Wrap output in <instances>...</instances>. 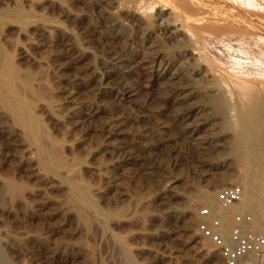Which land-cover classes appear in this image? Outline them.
Masks as SVG:
<instances>
[{"label": "rangeland", "instance_id": "obj_1", "mask_svg": "<svg viewBox=\"0 0 264 264\" xmlns=\"http://www.w3.org/2000/svg\"><path fill=\"white\" fill-rule=\"evenodd\" d=\"M10 1L0 0V264H127L128 256H131L135 264H223L220 253L212 241L202 237L198 231V223L203 220L199 210L202 207H208L209 203L203 197L212 194L214 201L211 205L215 210L218 208L216 212L213 211L214 216L226 217L225 213H227V218L233 223L234 216L240 213L237 205L231 209L220 206L217 192L231 184H240L244 187L246 175L250 170L255 169V166L251 165L249 148L251 134L248 133V123L250 119L263 117L264 109L260 108H263L264 101H262L263 104L261 100L255 101L253 105L261 103L258 106L254 105L255 107L251 103V105L246 103L247 107L251 106L250 113L247 107L243 108L246 105L242 103L244 105L242 106L236 97L224 96L221 91L214 90L210 85L214 83L200 62L190 52L189 56L184 43L169 31L165 16L161 18L154 14H151L153 16L147 14L148 16H145L147 19L143 18L145 21H138L134 20L135 17L120 13L124 26L123 31L121 29V42L116 43L110 40L107 42L105 39L106 28L102 13L103 5L100 0ZM195 1L199 2L206 11L233 23V26L239 29L241 36L244 34L245 37L247 34L246 40L249 39L251 43L256 41L259 43L260 36H264V31L259 27L261 22L235 0ZM42 21L69 28L83 45L106 56H108L106 53L108 46L113 45L114 50L122 52L123 45L129 41L131 46L138 49L132 53L135 62H132L133 67L130 72L116 69L115 73L118 76L114 74L115 80L129 78L135 79L134 82L137 83L151 81V68L141 61L142 54L147 50L145 46H148L149 41H154V44L160 43L157 45L164 48L165 61L171 64V67H177L174 70H180L183 78L196 85V89L183 93L192 95L189 94L185 101H177L183 95H173L170 90L164 89L162 84L155 83L150 91L148 89L147 92H141L146 95L139 94L141 99L137 96L136 101L131 104L119 106L120 103L118 104L115 98L108 96L109 99H105L107 111L92 115L90 104L96 96L92 87L88 88L84 81L90 74L86 65L90 58L86 57L79 63L75 61L74 56H71L74 53L66 41L67 38L62 36L60 30H55L56 33L53 31L51 34H43L36 28L35 23ZM240 27L246 30H240ZM144 28L150 31L149 38L144 35ZM251 30L255 34L254 37L251 33L254 40L249 35ZM28 35L39 36L38 38L42 41L47 40V44L44 41V45L37 46L31 43ZM47 37L49 38L45 39ZM49 53H53L49 65L40 64L39 61L49 56L47 55ZM192 57H195V61ZM1 92L15 97L21 108L25 109V115L31 119L30 123L34 130L28 128L26 123L20 121L10 110ZM69 93L75 95H73L72 103H66L65 105L68 104L69 107H62L58 113L64 116L67 108L78 106L75 119L81 115L78 120L83 124L79 125L80 130L74 129L75 132L67 130L66 118H53L51 112L52 104L65 100ZM225 97L228 98L224 99ZM212 98L217 99L216 104ZM231 98L237 101L233 102ZM229 101L231 104L240 102V106L238 103L235 107L233 104L230 106ZM197 104L202 106L201 120L197 122L194 116L188 118L182 115L186 111L193 110ZM227 105L234 110L237 107V110L232 112ZM45 106L50 112L45 109ZM239 109L246 110L249 115L246 112H240ZM223 111L228 112L233 119L234 129H227V133L213 140L214 142L203 143L201 138L208 137L214 129L219 130L226 125ZM115 113L121 115L123 119L120 123L112 125L118 127V124L124 133L108 138L104 134L103 127L111 121ZM216 118L217 120H214ZM191 126L196 127L198 131L195 135L196 139L189 131ZM204 129L207 132L209 130L208 135ZM256 129L264 132V124L260 123ZM70 134L73 135L72 140ZM100 139L105 140L107 144L105 147L98 146ZM237 142L240 147L242 146L239 149L235 148ZM261 144H264V140ZM114 155L120 157L118 164L112 161ZM129 156L133 157L129 158ZM262 156L264 157V151ZM99 161L110 162L107 163L108 168L95 170L90 167L92 162ZM65 169L70 170L75 178L72 176L69 179L60 174ZM173 176L180 178L179 184L176 183L178 194H168L159 199L155 195L157 190L161 185L171 181ZM255 178L257 181V176ZM73 185L89 189L92 205L74 199ZM100 185L105 191L100 192L101 194L94 193L92 189L101 187ZM166 201L174 202L179 206L178 213L174 215L165 212L163 205ZM244 211L250 212L247 209ZM254 217L260 227H264V220ZM187 219L196 222L191 231L187 230Z\"/></svg>", "mask_w": 264, "mask_h": 264}, {"label": "bare ground", "instance_id": "obj_2", "mask_svg": "<svg viewBox=\"0 0 264 264\" xmlns=\"http://www.w3.org/2000/svg\"><path fill=\"white\" fill-rule=\"evenodd\" d=\"M3 1V0H2ZM10 1V0H9ZM18 1V0H17ZM207 1V0H206ZM229 1V0H228ZM236 3H238L242 8L244 7V9H246L249 13H252L256 16V18L261 22V25L259 26L263 31H264V0H235ZM11 2V1H10ZM19 2V1H18ZM3 3V2H2ZM100 3L103 5V16H104V27L106 28V40L107 42L110 41H116V43L118 41L121 40L122 38V33H121V29L124 26L123 21L121 20L120 17V13L123 14H127L130 17H135L134 20H143V18L147 19V17H145L147 14H150V16H153L151 14H154L158 17L161 16H165L166 20H168V26H169V31H171L175 36H177L182 43H184V45L186 46V50L190 56V53L192 55H194L196 57V59L200 62V64L202 65V67L204 68L206 74L209 76L210 80L214 83V84H210L212 85V88L214 90H218L221 91L224 96L225 95H231L236 97L241 104H245L246 106H244L242 104V106H244L243 108L245 109V107H247V104H252L257 101V100H261L264 101V36H260L261 37V41L258 43V41H256L255 43H251L250 41L246 40L247 39V34L245 35V37L239 33V29L233 26V23H231L230 21H228L225 18L222 17H218L216 14H212L208 11H206L200 4L199 2L195 1V0H100ZM4 4V3H3ZM219 4V3H218ZM237 4V5H238ZM20 6V4H18ZM212 5V4H210ZM238 5V6H239ZM17 6V7H19ZM221 6V4H220ZM229 6V5H228ZM231 6V5H230ZM12 7V5H11ZM101 7V6H100ZM226 7V6H225ZM234 7V6H233ZM10 8V7H8ZM7 8V9H8ZM235 8V7H234ZM237 8V7H236ZM5 9V8H4ZM217 9V8H216ZM225 9V8H224ZM230 10V9H229ZM233 10V9H232ZM11 11V10H10ZM14 11V10H13ZM213 11V10H212ZM226 11V10H225ZM246 11V12H247ZM216 12V11H214ZM240 12V11H239ZM12 13V12H11ZM217 13V12H216ZM3 14V12H2ZM6 14V13H5ZM8 14V13H7ZM6 14V15H7ZM225 14V13H224ZM229 14V13H228ZM235 14V13H233ZM241 14V13H240ZM10 15V14H9ZM122 16V15H121ZM148 16V15H147ZM239 16V15H238ZM237 16V17H238ZM250 16V15H249ZM248 16V17H249ZM155 17V16H154ZM247 17V18H248ZM149 18V17H148ZM162 18V17H161ZM235 19V18H234ZM246 19V18H245ZM253 20V19H252ZM137 21V22H138ZM145 21V20H143ZM142 21V22H143ZM234 21V20H233ZM244 21V20H243ZM141 22V21H140ZM141 22V23H142ZM6 23V22H5ZM9 23V22H7ZM239 23V22H238ZM246 23V22H245ZM250 24V23H248ZM10 25V24H8ZM36 28H38V30L42 31L43 34H51L53 31L55 32V30H60V32L63 34L62 36L66 37L68 41V45L70 47V49H72L74 55V60L77 61L78 63L85 60V58L87 57L88 59L90 58V61H88L87 65V69L88 71H90L89 76L87 77V75H85L87 78L84 79L85 83L87 86H89L88 88L93 89V91L95 92V100L93 102H91L90 106H91V114L92 115H97L102 113L103 111L106 110L107 105L105 104V99L108 96H112L113 98H115V101L118 102L119 106L121 104H131L132 102L136 101V97L140 94H142L141 92H147L148 89L150 91V88L153 86V84L155 83H160L163 85L164 89H168L170 90L173 95H183L181 97H179V99H177V101H181L186 99V97H189V94H183L186 91H191V90H195L196 89V85L192 84L191 82L185 80L183 78V74L181 72H179L178 70H174L175 67H171V64L167 63L165 61V50L163 47H160L157 44L160 43H153L152 41H149L148 46H145V48L147 49L146 51L143 52V56H142V62L143 64H147L150 68H151V72H152V80L147 82V83H137L134 82V80H130L129 78H125V79H121V80H115L113 78L114 74H116V69L120 68L123 69V71L126 72H130L131 68L133 67L132 62L134 60V52H136V48H134V46H131L130 43H128L129 41H127L126 45H123V48L121 49L122 52H118L116 50L113 49V45L112 46H108L107 47V51L106 53L108 54V56L103 55V54H99L94 52L91 47L85 46L83 45L75 36V34L72 32V30H70L69 28H64L61 27L60 25H53L50 24L46 21H42V22H37L35 23ZM140 26V25H139ZM251 26V25H250ZM256 26V25H255ZM138 27V25L136 26ZM239 27V26H237ZM240 30H246L245 28L240 27ZM252 28V27H251ZM139 29V28H138ZM164 29V28H163ZM167 29V28H166ZM235 29H238L237 31ZM259 29V28H258ZM257 29V30H258ZM23 30V29H22ZM25 30V29H24ZM141 30V29H140ZM144 30V35L148 36V38L150 37L151 33L150 31L146 30L145 28ZM150 30V29H149ZM165 30V29H164ZM260 30V29H259ZM39 31V32H40ZM123 31V29H122ZM168 31V30H167ZM37 32V31H36ZM105 32V31H104ZM165 32V31H163ZM262 32V31H261ZM22 33V32H20ZM56 33V32H55ZM125 33V32H124ZM169 33V32H168ZM167 33V34H168ZM241 33H243L241 31ZM250 36L251 33L252 35L254 34V32H252V30L249 32ZM263 33V32H262ZM27 34V33H26ZM25 34V35H26ZM39 34V33H38ZM54 34V33H53ZM134 34V33H133ZM37 35V34H36ZM104 35V36H105ZM127 35V34H126ZM130 34H128L129 36ZM30 35H28L29 38ZM35 36V35H34ZM33 35L30 36V41L31 43L40 46V45H44L45 42L47 44V40L42 41L41 39H39L37 36L34 37ZM42 36V35H41ZM168 36V35H167ZM43 37V36H42ZM46 37V36H45ZM171 37V36H170ZM174 37V36H173ZM255 37V34H254ZM253 37V38H254ZM49 37L45 38L48 39ZM131 38V37H130ZM134 38V37H132ZM250 38V37H248ZM251 36V39H253ZM127 39V37L125 38ZM170 39V38H169ZM175 39V38H174ZM255 39V38H254ZM253 39V40H254ZM154 40V38H153ZM257 40V39H256ZM176 41V40H174ZM252 41V40H251ZM64 42V40H63ZM121 42V41H120ZM119 42V43H120ZM126 42V41H125ZM131 42V41H130ZM50 44V42H48ZM54 43V42H53ZM115 43V42H114ZM118 43V44H119ZM148 43V42H147ZM48 44V45H49ZM66 44V43H65ZM122 44V43H121ZM119 44V45H121ZM134 44V42H133ZM47 45V46H48ZM67 45V46H68ZM147 45V44H146ZM183 45V46H184ZM51 46V45H50ZM41 47V46H40ZM61 47V46H60ZM68 47V48H69ZM138 48V47H137ZM67 49V48H66ZM118 49V48H117ZM144 49V48H143ZM185 49V48H183ZM182 49V50H183ZM145 50V49H144ZM169 50V48H168ZM51 51V50H49ZM67 51V50H66ZM181 51V50H180ZM184 52V51H183ZM182 52V53H183ZM190 52V53H189ZM48 53V52H47ZM54 53V52H53ZM53 53H49L45 58L49 59V60H44L43 58L39 61L40 64H48L49 65V61L50 58L53 57ZM71 53V52H69ZM139 53V52H138ZM130 54V56L128 55ZM167 55V54H166ZM171 55V54H170ZM187 55V54H186ZM69 56V55H68ZM194 57V58H195ZM67 58V57H66ZM69 58V57H68ZM72 58V57H71ZM171 58V57H170ZM183 58V57H182ZM191 58V57H190ZM193 59V61H195V59ZM65 59V58H64ZM186 59V58H185ZM168 60V59H167ZM190 60V59H189ZM196 60V61H197ZM68 61V60H67ZM66 61V63H67ZM72 61V59H71ZM182 61V60H181ZM73 62V61H72ZM133 62V63H134ZM175 62V61H174ZM4 63V62H3ZM86 63V62H84ZM5 64V63H4ZM3 64V65H4ZM74 65V63H72ZM81 64V63H80ZM142 64V65H143ZM71 65V64H70ZM62 66V64H61ZM69 66V65H68ZM135 66V65H134ZM45 67V66H42ZM59 67V66H57ZM79 67H77L78 69ZM136 68V67H135ZM146 68V67H145ZM177 68V67H176ZM175 68V69H176ZM62 69V68H60ZM71 69V68H70ZM85 69V68H84ZM86 69V70H87ZM180 69V68H178ZM143 70V69H142ZM147 70V69H146ZM198 70V69H197ZM145 71V70H144ZM58 72V71H57ZM119 72V71H118ZM134 72V71H133ZM148 72V71H147ZM150 72V73H151ZM203 72V71H202ZM7 73V72H6ZM59 73V72H58ZM132 73V72H131ZM149 73V75H150ZM200 73V71L198 72ZM4 74V73H3ZM2 74V75H3ZM17 74V73H15ZM57 74V73H56ZM60 74V73H59ZM79 75V73H77ZM84 74V73H83ZM133 74V73H132ZM11 75V74H10ZM9 75V76H10ZM20 75V74H19ZM148 75V74H147ZM146 75V76H147ZM202 75V74H200ZM73 76V75H72ZM82 76V75H81ZM116 77L118 76V74L115 75ZM121 77V75H120ZM135 77V76H134ZM123 78V77H122ZM133 78V77H132ZM136 78V77H135ZM147 78V77H146ZM72 79V78H71ZM120 79V78H119ZM8 80V79H7ZM58 80V79H57ZM83 80V79H82ZM10 81V80H9ZM15 81V80H14ZM74 81V80H73ZM77 81V80H76ZM80 81V80H79ZM140 81V80H139ZM138 81V82H139ZM206 80H204L205 82ZM142 82V81H141ZM8 83V82H6ZM12 83V82H11ZM10 83V84H11ZM16 83V82H15ZM14 83V84H15ZM209 83V82H207ZM211 83V82H210ZM9 84V87H10ZM18 84V83H17ZM16 84V85H17ZM159 84V85H160ZM197 84V83H196ZM15 86V85H14ZM20 86V85H19ZM85 86V85H84ZM156 86V85H154ZM16 87V86H15ZM67 87V86H66ZM209 87V86H208ZM18 88V86H17ZM20 88V87H19ZM22 88V87H21ZM13 89V88H12ZM152 89V88H151ZM207 89V88H205ZM209 89V88H208ZM207 89V90H208ZM21 90V89H20ZM16 91V90H15ZM71 91V90H70ZM204 91V90H203ZM202 91V95L203 92ZM206 91V90H205ZM213 91V90H211ZM192 92V91H191ZM197 92V91H196ZM21 93V91H20ZM207 93V92H206ZM14 94V93H13ZM18 94V93H17ZM70 95L68 97H66L65 100H61L59 102H56V104H52L51 106V112L53 114V118L56 119H64L66 118L64 121L67 122V130L69 132H71V130H74L76 128L79 127V125L82 123L80 120H78V118L81 116H79L77 119L76 118V114L78 112V106H74L71 108H67L68 110L65 111L66 113L64 114V116L60 115L58 113V110L61 109L64 106H68L65 105L66 103H72L73 100V93H69ZM145 94V93H144ZM142 94V95H144ZM193 94V93H192ZM2 98L5 102V104L10 108V110H12L17 118L20 121H23L24 123H26L28 128H32L33 130L35 128H33V125L30 123L31 119L29 118V116L25 115V109L23 110L21 108V105H19V103L17 102V100L15 99V97H12L10 94H6L1 92ZM141 95V96H142ZM146 95V94H145ZM191 95V94H190ZM207 95V94H206ZM220 95V94H219ZM20 96V95H19ZM22 96V95H21ZM75 96V95H74ZM192 96V95H191ZM195 96V95H194ZM218 96V95H217ZM223 96V95H222ZM230 96V97H231ZM92 97V96H91ZM140 98V96H138ZM175 97V96H174ZM199 97V96H198ZM197 97V98H198ZM205 97V96H204ZM213 97V96H212ZM216 97V96H214ZM213 97V98H214ZM143 98V97H142ZM212 98V99H213ZM228 97H225L224 99H226ZM64 99V98H63ZM75 99V97H74ZM94 99V97L92 98ZM109 99V98H107ZM141 99V98H140ZM146 99V98H145ZM172 99V98H171ZM191 99V98H190ZM200 99V98H199ZM207 99V98H206ZM211 99V98H210ZM220 99V98H219ZM173 100V99H172ZM192 100V99H191ZM194 100V99H193ZM197 100V99H195ZM217 99H213L214 103ZM223 100V99H222ZM229 100V99H228ZM231 100L233 102H236L237 100H233V98H231ZM150 101V100H149ZM185 101V100H184ZM190 101V100H189ZM188 101V102H189ZM201 101V100H200ZM206 101V100H205ZM220 102V100H218ZM227 101V100H226ZM22 102V101H21ZM113 102V101H112ZM183 102V101H182ZM196 102V101H195ZM199 102V100H198ZM230 102V101H229ZM239 102V103H240ZM25 103V101H24ZM75 103V102H74ZM144 103V102H143ZM181 103V102H179ZM186 103V102H184ZM193 103V102H191ZM223 103V102H222ZM238 103V102H237ZM231 104L230 102V106L235 107V105L237 104ZM238 103V105H239ZM247 103V104H246ZM258 102H256L258 106L259 104H261ZM139 104V103H138ZM216 104V103H215ZM228 104V103H227ZM250 104V105H251ZM263 104V103H262ZM78 105V104H77ZM176 105V104H175ZM181 105V104H180ZM179 105V106H180ZM195 105V104H194ZM224 104H222L223 106ZM253 105V106H254ZM89 106V107H90ZM109 106V105H108ZM173 106V105H172ZM215 106V105H214ZM226 106V105H225ZM240 106V105H239ZM254 106V107H255ZM263 106V105H260ZM26 107V106H25ZM46 107V106H45ZM69 107V106H68ZM176 107V106H175ZM181 107V106H180ZM187 107V106H186ZM185 107V108H186ZM202 106L200 104H197V106L194 107L193 110H189L186 111L184 113H182L183 116H187L188 118L194 116V118L197 120V122L200 119V116L202 115L201 111H202ZM228 107V105H227ZM248 105V109H249ZM178 108V107H176ZM213 108V107H212ZM211 108V109H212ZM219 108L221 109V106H219ZM230 109V107H228ZM232 108V107H231ZM241 108V107H240ZM246 108V109H247ZM260 108V107H259ZM27 109V107H26ZM45 109L48 110V108L46 107ZM64 110H66L65 108H63ZM136 109V108H135ZM205 109H207L205 107ZM210 109V111H211ZM219 109V110H220ZM224 109V108H223ZM222 109V110H223ZM260 109H264L260 108ZM90 110V108H89ZM88 110V111H89ZM123 110V109H122ZM204 110V109H203ZM213 110V109H212ZM216 110V109H215ZM214 110V112H216ZM221 110V111H222ZM225 110L227 111L228 109ZM233 110L234 109H230ZM237 110V107H236ZM234 110V112L236 111ZM240 112H246V110L244 111L243 109H239ZM49 111V110H48ZM63 111V110H62ZM107 111V110H106ZM143 111V110H141ZM250 111V109L248 110ZM50 112V111H49ZM147 112V111H146ZM145 112V113H146ZM203 112V111H202ZM225 112V111H223ZM231 112V111H229ZM238 112V111H237ZM239 112V113H240ZM262 112V111H261ZM13 113V114H14ZM63 113V112H62ZM104 113V112H103ZM133 113V112H132ZM220 113V112H218ZM251 113V111H250ZM27 114V113H26ZM201 114V115H200ZM215 114V113H213ZM222 114V113H221ZM220 114V115H221ZM232 114V113H231ZM238 114V113H237ZM246 114H248L246 112ZM258 114V113H257ZM89 115V114H88ZM103 116V114H101ZM106 115V114H105ZM124 115V114H123ZM209 115V114H208ZM239 115V114H238ZM243 115V114H241ZM249 115V114H248ZM255 115V114H254ZM259 115V114H258ZM257 115V117H258ZM203 116V115H202ZM216 116V115H214ZM222 116V115H221ZM236 116V115H235ZM247 116V115H246ZM83 117V116H82ZM85 117V116H84ZM88 117V116H87ZM91 117V116H90ZM94 117V116H93ZM97 117V116H96ZM181 117V116H180ZM207 117V116H206ZM223 117L225 119V126H223L222 129H214L211 133H210V137H206V138H201L203 141V143L206 142H211L213 140H216V138L223 136L224 134H226V130L229 128H233L234 123H233V119H231L229 113L225 112L223 113ZM230 117V119H229ZM252 117V116H251ZM249 117V118H251ZM255 117V116H254ZM33 118V117H32ZM193 118V117H192ZM233 118V117H232ZM236 118V117H234ZM82 119V118H81ZM88 119V118H86ZM123 118H121V115H119L118 113L114 114L111 121L108 122L107 124L104 125L103 129H104V134L109 138L113 135H121L123 134V129L122 127H119V125L117 124L118 127L113 126V123H120L122 121ZM220 119V118H219ZM218 119V121H219ZM245 118H243L244 120ZM247 119V118H246ZM39 120V119H38ZM36 120V121H38ZM84 120V118H83ZM194 121V119H192ZM190 119V121H192ZM204 120V119H202ZM213 120V119H212ZM214 120H217L214 119ZM55 121V119H54ZM60 121V120H59ZM98 121V120H97ZM185 121V120H183ZM223 121V120H222ZM220 121V122H222ZM86 122V120L84 121ZM87 122H91L89 120H87ZM106 123V121H104ZM186 122V121H185ZM196 121H194L195 123ZM217 122V121H216ZM235 122V121H234ZM247 122V120H246ZM63 123V122H62ZM209 123V122H208ZM264 124V115L263 117H260L258 119L255 120H251L248 123V133H250V153H251V165L253 167V165L255 166L254 170L256 171H252L250 170V172L246 175L245 181H244V195L242 197V200L235 204L232 205L230 207H227V209H231V207L233 208V206L238 207V209L240 210V212L244 211V209L249 210L254 216H256V218H259L260 220H264V157L262 156L263 151H264V144L262 143V140H264V132H259L256 127L258 125ZM60 124V123H59ZM83 124V123H82ZM98 124V123H97ZM187 124V122H186ZM191 124V123H189ZM201 124V123H200ZM204 124V123H203ZM87 125V124H86ZM102 125V124H100ZM99 125V126H100ZM192 125V124H191ZM195 125V124H194ZM210 125V123H209ZM215 125V124H214ZM39 126V125H37ZM82 126H80L81 128ZM86 127V126H84ZM88 127V126H87ZM86 127V128H87ZM102 127V126H101ZM190 127V126H189ZM214 127V126H213ZM85 128V129H86ZM95 127H93L94 129ZM200 128V127H199ZM82 129V128H81ZM208 129V128H207ZM210 129V128H209ZM234 129V128H233ZM77 131L80 130L79 128L76 129ZM74 130V132L76 131ZM99 130V129H98ZM101 130V129H100ZM206 130V129H204ZM237 130V127H236ZM244 130V128L242 129V131ZM65 131V130H64ZM86 131V130H85ZM128 131V130H127ZM157 131V130H156ZM190 133L192 136L195 137V135L198 134V131L196 130V127H192L189 129ZM231 131V130H230ZM63 132V131H62ZM73 132V134H74ZM89 132V131H88ZM91 132V131H90ZM95 132V131H93ZM126 132V131H125ZM188 132V131H187ZM207 132V130H206ZM209 132V130H208ZM207 132V135H208ZM229 132V131H228ZM235 132V131H233ZM232 132V133H233ZM244 132V131H243ZM35 133H37L35 131ZM81 133V132H80ZM96 133V132H95ZM94 133V134H95ZM240 133V132H239ZM246 133V132H245ZM66 134H68L66 132ZM88 134V133H87ZM91 134V133H90ZM102 134V132H101ZM205 134V133H203ZM231 134V133H230ZM72 135V134H70ZM69 135V136H70ZM99 135V134H98ZM233 135V134H232ZM41 136V134H40ZM65 136V134H64ZM67 136V135H66ZM101 136V135H100ZM190 136V135H189ZM240 136V135H238ZM248 136V135H247ZM71 137V136H70ZM82 137V136H81ZM84 137V135H83ZM86 137V136H85ZM191 137V136H190ZM199 137V136H198ZM197 137V138H198ZM227 137V136H226ZM107 138V139H108ZM224 138V137H223ZM233 138V137H232ZM231 138V139H232ZM236 138V137H235ZM240 138V137H239ZM36 139V136H35ZM38 139V138H37ZM73 139V135L71 140ZM75 139V138H74ZM80 139V138H79ZM83 139V138H82ZM105 139V138H104ZM101 140L98 142V146L100 147H105L107 144L105 143V140ZM192 139V138H191ZM196 139V137H195ZM194 139V140H195ZM241 139H245V138H241ZM249 139V138H248ZM43 140V138H42ZM69 140V139H68ZM67 140V141H68ZM199 140V139H198ZM221 140V139H220ZM223 140V139H222ZM236 140V139H235ZM34 141V140H33ZM200 141V142H201ZM234 141V140H233ZM245 141V140H243ZM37 142V141H36ZM88 142V141H87ZM97 142V141H96ZM214 142V141H213ZM221 142V141H220ZM219 142V143H220ZM44 143V142H43ZM69 143V142H68ZM81 143V142H80ZM243 143V142H242ZM246 143V142H245ZM248 143V142H247ZM45 144V143H44ZM73 145V143H71ZM109 144V143H108ZM194 144V143H192ZM223 144V142H222ZM231 144V143H230ZM35 145V144H34ZM46 145V144H45ZM49 145V144H47ZM67 145V144H66ZM199 145V144H198ZM201 145V144H200ZM237 145L238 142H237ZM235 146V148L239 149L241 148L240 145L239 146ZM243 145V144H241ZM65 146V144H64ZM94 146V145H93ZM109 146V145H108ZM117 146V145H116ZM245 146V145H244ZM44 146H42L43 148ZM70 147V146H69ZM68 147V148H69ZM115 147V146H113ZM112 147V148H113ZM128 147V146H127ZM202 147V146H201ZM49 148V147H48ZM74 148V147H72ZM81 148V147H80ZM99 148V147H98ZM111 148V147H110ZM116 148V147H115ZM205 147L203 146V149ZM212 148V147H211ZM232 147H230L231 149ZM245 148V147H244ZM45 149V148H44ZM67 149V148H66ZM91 149V148H90ZM109 149V148H108ZM218 149V147H217ZM215 149V150H217ZM228 149V148H227ZM51 150V149H50ZM56 150V149H55ZM60 150V149H59ZM72 150V149H71ZM102 150V149H101ZM127 150V149H126ZM235 150V149H234ZM39 151V150H37ZM69 151V150H68ZM90 151V150H89ZM233 151V150H232ZM230 151V152H232ZM245 151V149H244ZM42 152V151H41ZM45 152V151H44ZM52 152V150H51ZM101 152V151H100ZM121 152V151H120ZM87 153V152H86ZM94 153V152H93ZM113 153V151H112ZM239 153V152H237ZM236 153V154H237ZM242 153V152H240ZM45 154V153H44ZM59 154V153H58ZM133 154V153H132ZM243 154V153H242ZM248 154V153H247ZM54 155V154H52ZM124 155V154H123ZM227 155V154H226ZM233 155V153H232ZM245 155V154H244ZM43 156V155H42ZM95 156V155H94ZM125 156V155H124ZM47 157V156H46ZM75 157V156H73ZM72 157V159H73ZM101 157V156H99ZM133 156H129V158H132ZM51 158V157H50ZM92 158H94L92 156ZM107 158V157H106ZM105 158V160H106ZM115 158V159H114ZM113 158V163L114 164H118L120 162V157H116V155H114ZM136 158V157H135ZM239 158V157H238ZM242 158V157H241ZM240 158V159H241ZM244 158V157H243ZM45 159V158H44ZM69 159V158H68ZM75 159V158H74ZM97 159V158H96ZM108 159V158H107ZM221 159V158H220ZM230 159V158H229ZM41 160V159H40ZM50 160V159H49ZM53 160V157H52ZM54 160L55 157H54ZM71 160V159H69ZM68 160V161H69ZM103 160V159H101ZM140 160V159H139ZM73 161V160H72ZM90 161V160H89ZM95 161V160H92ZM109 161V160H108ZM111 161V162H112ZM209 161V160H207ZM219 161V160H218ZM228 161V160H227ZM248 161V160H247ZM50 162V161H49ZM75 162V160H74ZM122 162V161H121ZM90 163V162H89ZM88 163V164H89ZM108 164L110 162H107ZM106 162H92V165L90 166L91 168L95 169V170H102L106 167L108 168ZM219 163V162H218ZM57 165V164H56ZM209 165V164H208ZM228 165V164H226ZM116 166V165H115ZM211 166V165H210ZM263 168H262V167ZM49 167V166H48ZM119 167V166H118ZM207 167V166H206ZM209 167V166H208ZM207 167V168H208ZM216 167V166H215ZM261 167V168H259ZM73 168V167H71ZM86 168V167H85ZM89 168V167H88ZM146 168V167H145ZM211 168V167H210ZM57 169V168H56ZM69 169V168H68ZM62 170L60 174L66 176L67 178H71L73 175V173L68 170ZM90 169V168H89ZM224 169V168H223ZM253 169V168H252ZM75 171L77 169H74ZM222 170V169H221ZM59 171V170H58ZM150 171V170H149ZM220 171V169H219ZM56 172V171H55ZM78 172V171H77ZM93 172V170H92ZM91 172V173H92ZM99 172V171H98ZM100 173V172H99ZM222 173V172H221ZM257 173V175H256ZM245 174V173H244ZM56 175V174H55ZM103 175V174H102ZM59 176V175H58ZM105 176V175H104ZM257 176V181H256V177ZM171 177V176H170ZM75 178V176H74ZM102 178V177H101ZM66 179V178H65ZM180 178H178L177 176H173V179H171V181L166 182L165 184L161 185L159 187V189L157 190L156 194L157 197L159 199L164 198L166 195L168 194H178V192L176 191V183H178ZM170 180V179H169ZM70 181V180H68ZM166 181V180H165ZM73 183V182H72ZM75 184V183H74ZM179 184V183H178ZM101 186V185H100ZM73 197L75 200L88 204V205H92V201L90 199V195L91 192L89 191V189H85V188H81L78 185H73ZM71 187V188H72ZM84 187V186H83ZM105 187V185H104ZM104 190V188L101 187H97L94 190L92 189V191L96 194H99L100 192H102ZM105 191V190H104ZM104 193V192H103ZM102 193V194H103ZM95 194V195H96ZM101 194V193H100ZM181 194V193H180ZM184 194V193H183ZM173 196V195H172ZM186 196V195H185ZM181 197V196H180ZM175 199V198H174ZM203 199L205 201H207L209 203L208 207L214 211L215 209L213 208V206L211 205L212 202L214 201V198L212 196V194L204 196ZM167 200V199H166ZM94 201V200H93ZM161 201V200H160ZM162 202V201H161ZM96 205V203H95ZM94 205V206H95ZM220 206H222L220 204ZM97 208V206H95ZM163 208L165 210V212L169 213V214H174L178 213L179 211V206H177L174 202L171 201H166L165 204L163 205ZM216 208V207H215ZM218 209V208H217ZM216 209V210H217ZM215 210V212H216ZM221 210V209H220ZM224 211V210H223ZM230 211V210H229ZM98 212V211H97ZM214 212V213H215ZM220 213V212H219ZM223 212H221L220 214H222ZM229 213V212H228ZM226 217H224V215H221V220L223 222V231L224 234L228 235L229 232L231 231V228L233 226V223L231 221H229V219L227 218V213ZM230 214V213H229ZM180 216V215H179ZM191 218V217H190ZM188 220V219H187ZM195 221L193 220H188L187 222V230L191 231V229L193 230V226H195ZM258 224V223H257ZM259 225V224H258ZM260 227V225H259ZM262 230H264V227H260ZM127 264H135V262L133 261V259L131 258V256H128L127 258Z\"/></svg>", "mask_w": 264, "mask_h": 264}, {"label": "built area", "instance_id": "obj_3", "mask_svg": "<svg viewBox=\"0 0 264 264\" xmlns=\"http://www.w3.org/2000/svg\"><path fill=\"white\" fill-rule=\"evenodd\" d=\"M243 195L244 187L240 184L225 186L217 192L223 207L239 203ZM199 214L203 220L198 223V231L212 241L223 264H264V230L251 212L237 213L228 235L224 234L221 218L214 216L209 207L200 208Z\"/></svg>", "mask_w": 264, "mask_h": 264}]
</instances>
